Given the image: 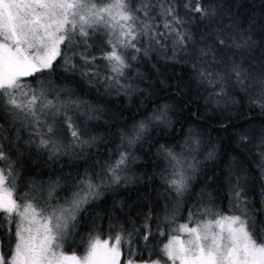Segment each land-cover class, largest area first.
<instances>
[{
  "label": "snow or ice",
  "instance_id": "snow-or-ice-1",
  "mask_svg": "<svg viewBox=\"0 0 264 264\" xmlns=\"http://www.w3.org/2000/svg\"><path fill=\"white\" fill-rule=\"evenodd\" d=\"M184 7L209 21L217 12L211 3L202 7L200 0H195L194 5L186 3ZM153 8L162 18L170 17L163 24L166 32L159 35L172 37L173 56L186 52L192 35L182 27L185 21L179 17L171 0L167 4L160 0L151 7L144 0L139 4L133 0H0V118L9 123V128L0 124V228L13 235L15 227L14 246L5 253L0 243V264H120L123 237L119 234L112 238L114 243L111 244L107 239H93L83 257L65 254L63 245L79 226L78 217L87 210L85 205L99 199L102 190L132 182L124 175L136 161L131 148L144 139L150 124L167 122L166 106L122 133L125 150L119 152L115 162L103 166L100 173L89 175L86 172L76 183L78 191L64 204L51 203L59 181L39 182L22 176L17 145L25 143L46 150L50 159L66 154V150L73 147L91 146L95 137L83 139L86 133L81 131L73 115L98 119L102 109L73 99L71 90L57 89L51 74L59 63L64 73H79L89 82L103 79L108 89H131L132 84L128 82L131 61L138 58L137 54L147 56L149 51H142V46H138L140 37L151 34L152 41L160 45L154 26L149 22ZM141 14L145 19H141ZM217 43L225 45L226 40L218 39ZM94 45L101 53L99 57L91 54ZM232 46L250 48L253 45L249 38L241 44L234 41ZM208 57H212L211 65ZM98 59L105 62L110 75L101 77L96 65ZM197 59L200 63L194 67L198 77L210 86L220 87L217 95L223 93L226 79L231 80L232 76L242 87L245 80L253 79L252 73L235 62L222 69L224 75L209 71V66L220 63L212 48L199 49ZM38 73H48V76L38 77ZM29 77L35 78L36 83L28 82ZM259 83L264 89V77ZM61 93L67 99H61ZM253 103L264 109V91ZM64 125L72 137L69 145L58 139ZM22 127L29 131L27 141H21L19 130ZM10 130L15 132L14 136L7 134ZM248 140L247 135L241 136L242 142ZM259 142L260 167L264 171V134ZM195 143L198 145L199 141ZM159 153L169 161L170 171L167 175L161 174L167 186L166 197L174 194L177 203L185 200L192 195V180L197 170L192 163L195 157L189 153L192 160L185 162L165 145L159 146ZM21 182L24 190L18 195ZM229 182L233 207L240 214L214 213L208 206L212 203L211 194H197L199 206L190 208L186 222L172 229L173 234L160 249V258L145 264H264V240L254 235L255 225L249 227L240 177L230 173ZM163 220L165 226L175 224L174 215L165 216ZM144 229L143 240L147 242L152 236L147 220ZM259 231L264 232V228ZM158 234L165 235L163 230ZM179 234L187 238L182 239ZM127 264L134 261L130 259Z\"/></svg>",
  "mask_w": 264,
  "mask_h": 264
},
{
  "label": "trees",
  "instance_id": "trees-1",
  "mask_svg": "<svg viewBox=\"0 0 264 264\" xmlns=\"http://www.w3.org/2000/svg\"><path fill=\"white\" fill-rule=\"evenodd\" d=\"M168 2L164 0L165 4ZM133 3L139 4L140 0ZM144 3L151 7L160 0H144ZM171 3L185 21L182 27L191 33L192 41L186 52L173 56L172 37L159 35L166 32L163 24L170 17L162 18L153 8L149 22L154 26L160 45L152 41L151 34L140 37L138 46H142V51H149L147 56L137 54L138 58L131 61L128 75L131 89H108L103 79L89 82L79 73H64L59 63L51 74L57 89L71 90L73 99L102 109L99 118L92 120L69 113L86 133L83 139L95 137L91 146L73 147L66 150V154L50 159L46 150L18 142L19 165L25 179L59 181L51 201L56 205L72 198L78 191L77 181L86 172L95 175L103 166L115 162L119 152L125 150L122 133L157 114L161 108H167V122L150 124L144 139L131 148L136 161L124 175L132 182L102 190L100 198L86 205L87 210L80 213V224L68 247L69 253L82 252L94 236L112 239L119 234L123 237L122 264L130 259L134 264L159 259L160 249L173 234L172 229L186 222L190 208L199 206L197 194H211L212 203L208 206L214 213L240 214L233 207L232 184L236 181L233 178L230 184V173L240 177L249 227L255 225L254 235L264 240V232L259 231L264 228V171L260 167L259 142L264 134V109L253 103L264 91L259 83L264 77V0H200L202 7L211 3L217 9L211 21L201 19L199 13L184 7L186 3L194 5L195 0H171ZM141 19H145L142 14ZM249 38L253 45L250 48L232 46L234 41L241 44ZM218 39H225L226 44H218ZM201 48H212L216 61L220 62L215 67L209 66V71L224 75L222 69L235 62L252 73L253 79L245 80L242 87L232 76L231 80L226 79L223 93L217 95L220 87L202 82L194 67L200 63L197 57ZM91 54L101 55L95 45ZM206 59L211 65L212 57ZM104 64L99 59L96 62L101 77L110 75ZM37 76L46 77L48 73ZM27 80L36 83L35 78ZM61 99L67 97L61 93ZM0 124L9 128V123L2 118ZM19 131L21 141H27L28 129L22 127ZM7 134L14 136L15 132L10 130ZM243 135L249 140L242 142ZM58 139L64 145L70 144L72 137L66 125L61 127ZM195 141H199L198 145ZM160 145L173 149L181 158L183 153L195 157L194 160L190 157L197 169L192 180V195L178 203L174 194L165 195L167 186L161 174L167 175L170 168L169 161L159 153ZM23 190L21 182L17 194ZM171 215L175 216V224L165 226L163 218ZM146 220L152 232L147 242L143 240ZM159 230L165 235L160 236ZM14 232V226L13 235L0 228V243L5 253L14 246Z\"/></svg>",
  "mask_w": 264,
  "mask_h": 264
},
{
  "label": "rangeland",
  "instance_id": "rangeland-1",
  "mask_svg": "<svg viewBox=\"0 0 264 264\" xmlns=\"http://www.w3.org/2000/svg\"><path fill=\"white\" fill-rule=\"evenodd\" d=\"M50 99V98H49ZM189 157V158H188ZM190 157L191 156H189V154L186 156L185 155V153H183V155H182V158L187 162L188 160H191L190 159ZM65 203V202H64ZM64 203H59V204H64ZM86 206V205H85ZM223 215H230V214H223ZM209 218H211V217H207V218H204V219H209ZM185 223V222H184ZM181 224V223H180ZM191 226V225H190ZM14 229H15V227H14ZM74 235V234H73ZM73 235H71L70 237H69V239L68 240H66L65 242H64V245H63V251H64V253L65 254H67V255H72V254H75V255H77L78 257H83L84 255H86L87 254V251H88V247H89V244L92 242V240L93 239H95V238H97L98 236H94V237H92L88 242H87V244H86V247H85V249L82 251V252H80V253H78V252H73V253H69L68 252V250H69V246L71 245V242H72V239H73ZM179 235H181V238L182 239H186L187 237L186 236H184V234H179ZM99 238V237H98ZM170 238V237H169ZM101 241H103V240H109V242H110V244L111 243H114V239H109V238H99ZM167 243V242H166ZM120 264H122V262H121V258H120ZM140 264H145V263H140Z\"/></svg>",
  "mask_w": 264,
  "mask_h": 264
}]
</instances>
